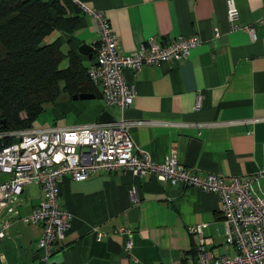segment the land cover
<instances>
[{
	"label": "crops",
	"instance_id": "1",
	"mask_svg": "<svg viewBox=\"0 0 264 264\" xmlns=\"http://www.w3.org/2000/svg\"><path fill=\"white\" fill-rule=\"evenodd\" d=\"M77 1L103 14L121 54L150 36L165 42L196 34L201 42L187 59L123 69V79L133 89L132 101L124 109L107 107L99 88L90 82L87 94L92 98L63 96L48 106L51 123L45 126L123 120L129 124L132 152L144 151L161 161L173 148L178 166L200 174L231 177L261 172L257 184L264 192V16L252 41L246 32L228 28L224 0ZM234 2L240 23L260 19L264 0ZM70 3L64 16L75 17L77 25L71 32L54 30L45 41L59 42L63 64L70 51L87 69L95 64L91 60L99 39L97 25ZM81 44L89 46L90 58L78 51ZM197 95L200 106L194 108ZM206 123L219 125L197 126ZM7 178L0 172V182ZM58 191L59 206L70 214L69 226L44 259L36 246L41 226L21 221L39 204L40 187L25 184L18 194L8 195L0 208V264L178 263L195 258L197 238L190 229L198 225L205 253L212 257L234 253L233 246L224 242L215 192L171 185L129 170L100 172L84 181L65 176Z\"/></svg>",
	"mask_w": 264,
	"mask_h": 264
},
{
	"label": "built area",
	"instance_id": "2",
	"mask_svg": "<svg viewBox=\"0 0 264 264\" xmlns=\"http://www.w3.org/2000/svg\"><path fill=\"white\" fill-rule=\"evenodd\" d=\"M70 1L82 13L91 16L97 25L96 62L87 68V76L99 88L107 107L115 105L124 109L132 101L133 89L124 81L123 69L134 71L143 66L187 59L191 50L201 42L196 34L177 35L165 42L150 36L127 54H121L117 50L116 35L103 14L77 0ZM224 5L228 28L246 32L252 41L255 40V27L263 20L264 8L257 22L242 24L238 20L234 0H224ZM216 35L215 30L213 36ZM200 99L201 95H197L194 108L200 106ZM212 125L219 124H197L198 127ZM128 126L123 120H111L70 127L0 129V172L8 175L6 181L0 182V208L5 205L8 195L18 194L25 184L33 183L40 187L42 196L39 204L21 217V221L41 226L36 246L42 251L43 259L51 254L53 244L64 238L69 226L70 214L59 206L58 185L61 179L68 176L73 181H84L100 172L129 170L137 175L148 173L171 185L195 187L219 196L224 242L233 246L234 253L217 257L205 253L202 226L198 225L190 229L197 238L195 258L170 264H264V192L257 184L261 172L231 177L196 173L177 165L173 148L161 161L154 160L147 152H132ZM128 195L133 198L132 189ZM117 231L129 234L126 228H118ZM2 235L0 230V237ZM96 238H100L99 233ZM129 246L130 241H127L126 247Z\"/></svg>",
	"mask_w": 264,
	"mask_h": 264
},
{
	"label": "trees",
	"instance_id": "3",
	"mask_svg": "<svg viewBox=\"0 0 264 264\" xmlns=\"http://www.w3.org/2000/svg\"><path fill=\"white\" fill-rule=\"evenodd\" d=\"M69 0H0V119L5 129L30 127L63 96L90 93L91 81L70 51L66 65L59 42L44 38L54 30L71 32L75 17Z\"/></svg>",
	"mask_w": 264,
	"mask_h": 264
},
{
	"label": "water",
	"instance_id": "4",
	"mask_svg": "<svg viewBox=\"0 0 264 264\" xmlns=\"http://www.w3.org/2000/svg\"><path fill=\"white\" fill-rule=\"evenodd\" d=\"M78 51L82 54H87L88 58L91 57V53L90 52V48L89 46H87L86 44H81L78 48ZM91 62L94 64L96 62V59L93 58L91 60ZM93 95L92 94H87V93H78V94H73L71 95V99L75 100V99H90L92 98ZM6 127V123L4 121V119H0V129H3Z\"/></svg>",
	"mask_w": 264,
	"mask_h": 264
},
{
	"label": "rangeland",
	"instance_id": "5",
	"mask_svg": "<svg viewBox=\"0 0 264 264\" xmlns=\"http://www.w3.org/2000/svg\"><path fill=\"white\" fill-rule=\"evenodd\" d=\"M45 40V38H44ZM66 65L63 64V61L59 63L60 67H64ZM49 106V105H48ZM48 106H45L44 110L38 115V117L32 122L31 126H45L49 125L51 123V110L48 108Z\"/></svg>",
	"mask_w": 264,
	"mask_h": 264
}]
</instances>
